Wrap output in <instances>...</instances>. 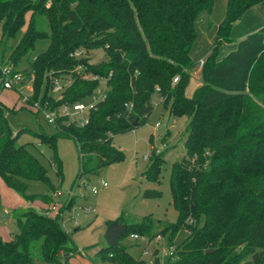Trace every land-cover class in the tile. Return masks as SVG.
<instances>
[{
    "label": "trees",
    "instance_id": "1",
    "mask_svg": "<svg viewBox=\"0 0 264 264\" xmlns=\"http://www.w3.org/2000/svg\"><path fill=\"white\" fill-rule=\"evenodd\" d=\"M261 1L226 0L213 47L202 64L206 85L187 97V70L196 64L189 52L201 15H209L213 0H0L1 39L16 35L28 10L48 15L49 45L32 62L34 86L45 73L73 74L59 98L43 97V102L55 109L82 101L95 93L100 78L105 79L106 99L89 113L88 124L57 117L56 135L42 136L53 146L58 136L75 141L79 177L98 173L122 158L112 138L147 122L154 93L170 99L173 115L190 116L185 157L171 165L169 176L177 213L172 225L185 227L187 237L177 260L166 264H264V26L223 55L233 25ZM40 37L28 30L10 59L18 62ZM97 48L104 49L107 61L96 64L86 55H72ZM129 103L131 108L125 105ZM6 110L0 103V177L27 200L35 198L26 193L27 182H41L47 192L38 198L49 201V193L58 188L37 157L17 144L23 130L13 133ZM193 157L198 164L207 163L208 169L190 164ZM149 158L142 175L156 181L162 159L153 148ZM54 164L62 179L58 157ZM160 194L146 189L143 197ZM143 220L127 226L121 238L145 234L153 219L146 215ZM18 227L12 239L0 240V264H59L61 255L68 264L70 237L57 217L28 208ZM104 250L111 253L106 260L112 264H163L157 254L150 260L134 258L121 245Z\"/></svg>",
    "mask_w": 264,
    "mask_h": 264
},
{
    "label": "rangeland",
    "instance_id": "2",
    "mask_svg": "<svg viewBox=\"0 0 264 264\" xmlns=\"http://www.w3.org/2000/svg\"><path fill=\"white\" fill-rule=\"evenodd\" d=\"M27 1L34 3L39 0ZM225 5L226 0H213L212 11L209 15L203 13L197 24L196 37L189 52L191 61L196 64L187 70L190 74L184 91L187 97H192L199 87L206 85L200 60L204 61L206 53L213 47L218 23L225 14ZM46 6H50V2ZM263 19L264 0L249 9L233 25L230 43L224 46L223 55L234 50L237 42L246 37V33L258 31ZM28 30L43 37L34 41L33 48L27 55L18 62H13L10 55ZM49 34L48 15L30 9L24 16L23 26L14 37L7 40L1 39L0 35V68L11 64L22 75L21 83L11 89H3L0 82V103L7 109V122L14 134L23 130L17 144L23 145L37 157L47 169L52 184L58 188L57 192L49 193V201H44L38 196L47 192L46 186L38 181H28L26 193L35 198L27 200L9 188L0 177V240L5 242L12 239L19 230L18 221L23 219V213L28 208H33L62 219L59 221L60 225L70 237L71 256L68 264H112L106 260L109 251L104 250L108 247L104 238L108 224L114 221L127 226L138 221L145 223L143 217L151 215L153 220L145 234H127L120 239L119 245L134 258L150 260L153 254H157L163 264L176 261L178 248L187 237V229L172 225L177 213L171 203L169 176L171 165L185 157L184 141L188 134L190 116L173 115L170 112V99H161L154 93L151 98L153 111L147 122L112 138L113 147L123 152L122 158L103 167L98 173L89 176L82 174L79 177L80 162L75 141L58 136L53 146L43 142L46 139L42 138L43 135L50 137L57 133L55 124L49 123L46 117L53 108L50 107V102H43L42 98H59L65 85L74 79L72 72L56 75L45 73L34 86L32 62L48 47L49 38L46 36ZM85 55L90 62L96 64L108 60L103 48L84 52ZM57 84L64 85L63 89L55 90ZM104 89L105 79L100 78L93 96H98ZM91 97H85L82 101L88 103ZM151 148L162 159L159 179L156 181H150L142 175L150 163ZM54 157L60 160L62 179L56 172ZM190 164L208 169L207 163L198 164L195 157L190 158ZM101 181L107 186L101 187ZM93 186L98 189L96 194L92 192ZM146 189L159 190L161 194L143 197ZM1 212L7 216L2 217ZM174 230L176 233L171 239V232ZM59 264H65L62 255Z\"/></svg>",
    "mask_w": 264,
    "mask_h": 264
},
{
    "label": "built area",
    "instance_id": "3",
    "mask_svg": "<svg viewBox=\"0 0 264 264\" xmlns=\"http://www.w3.org/2000/svg\"><path fill=\"white\" fill-rule=\"evenodd\" d=\"M74 57H80L84 56V52L82 51H76L72 54ZM203 64V61L200 60V65ZM1 65V64H0ZM96 78V77H94ZM22 80V75L19 71H17L13 65L11 64H5L1 66L0 68V82L1 87L3 89H11L13 87H17ZM178 77L173 78V82H177ZM66 84L65 86H67ZM64 85L57 84L54 88L55 90L63 89ZM64 90V89H63ZM92 94L91 100L88 103H85L83 101H78L75 103H69V104H62L59 107L50 110L49 113L46 115L47 121L49 123H55V120L57 117H68V119L75 121L80 126H85L88 124L89 121V113L94 110L99 102H102L106 99V89L102 93H100L98 96H93ZM126 107L131 108L132 104H125ZM107 184L104 181H101V187H106ZM98 189L93 186L92 192L96 194ZM54 212V211H53ZM59 220V218H58ZM60 220H62L60 218ZM59 220V221H60ZM136 237V235H134Z\"/></svg>",
    "mask_w": 264,
    "mask_h": 264
},
{
    "label": "water",
    "instance_id": "4",
    "mask_svg": "<svg viewBox=\"0 0 264 264\" xmlns=\"http://www.w3.org/2000/svg\"><path fill=\"white\" fill-rule=\"evenodd\" d=\"M133 125L135 126L137 125V120L134 121ZM1 216L5 217L7 215H5L4 212H1ZM126 228H127V225L121 224L118 221L109 223L106 228L105 234H104V238L106 240L107 246L110 248L118 246L119 240L125 233ZM211 251L212 250L209 249L206 252H211Z\"/></svg>",
    "mask_w": 264,
    "mask_h": 264
},
{
    "label": "crops",
    "instance_id": "5",
    "mask_svg": "<svg viewBox=\"0 0 264 264\" xmlns=\"http://www.w3.org/2000/svg\"><path fill=\"white\" fill-rule=\"evenodd\" d=\"M262 1H263V0H262ZM262 1H261V2H262ZM261 2H260V3H261ZM260 3L254 5V6H252V7L258 6ZM252 7L248 8V9L243 13V15H244L249 9H251ZM243 15H242V16H243ZM242 16H241V17H242ZM237 22H238V21H237ZM237 22H236V23H237ZM263 22H264V19H263L262 22H261L262 24H260V27H261V28L264 26V23H263ZM233 27H234V26H233ZM248 34H250V32L246 33V36H247ZM244 35H245V34H243V36H244ZM228 45H229V44H226L225 46H228ZM223 53H225V52L223 51ZM206 54H207V53H206ZM202 59H203V58H202Z\"/></svg>",
    "mask_w": 264,
    "mask_h": 264
}]
</instances>
